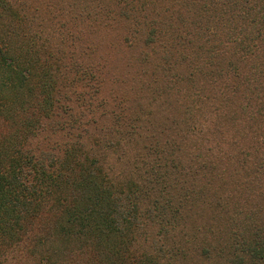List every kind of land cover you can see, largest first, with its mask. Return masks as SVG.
Here are the masks:
<instances>
[{
	"label": "trees",
	"instance_id": "trees-1",
	"mask_svg": "<svg viewBox=\"0 0 264 264\" xmlns=\"http://www.w3.org/2000/svg\"><path fill=\"white\" fill-rule=\"evenodd\" d=\"M0 264H264V0H0Z\"/></svg>",
	"mask_w": 264,
	"mask_h": 264
}]
</instances>
